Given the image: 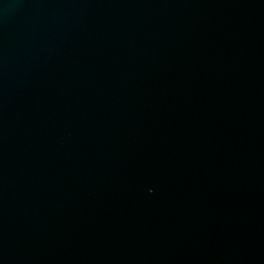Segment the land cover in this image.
<instances>
[{
	"label": "water",
	"instance_id": "water-1",
	"mask_svg": "<svg viewBox=\"0 0 264 264\" xmlns=\"http://www.w3.org/2000/svg\"><path fill=\"white\" fill-rule=\"evenodd\" d=\"M0 264H264V0H0Z\"/></svg>",
	"mask_w": 264,
	"mask_h": 264
}]
</instances>
